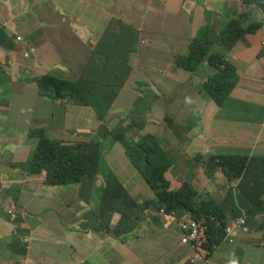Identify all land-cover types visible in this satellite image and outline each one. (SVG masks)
Here are the masks:
<instances>
[{"label":"crops","instance_id":"obj_1","mask_svg":"<svg viewBox=\"0 0 264 264\" xmlns=\"http://www.w3.org/2000/svg\"><path fill=\"white\" fill-rule=\"evenodd\" d=\"M121 1L127 7L134 0ZM14 2H32L31 12L28 14L30 17L25 20L9 17L3 9ZM155 3L165 14L156 24V32L161 37H169L174 41L184 40L189 36L186 42L190 44L196 37L193 32H198L206 23L205 9L215 12L214 21H224L229 18L224 17L226 14L236 16L238 11L264 20V3L249 8L243 0H191L189 7L179 1L165 3L155 0ZM64 5L65 0H0V264H95L87 257L73 253L65 255L58 254L55 250L38 251L34 241L41 240L38 233H41L43 227L38 225L32 228L25 213L26 208L36 204L30 188L33 179L39 177L40 184L45 180V172L31 174L26 169L31 164V155L37 150L39 142L50 140L74 143L69 140L70 124L49 122L50 117L61 114L53 115L50 112V107L47 106L48 95L40 83L28 77L30 73L34 76H44L51 70L63 69L67 61L80 57L86 47L87 37L74 32L65 33L63 30L50 29L47 34L41 33L32 38L31 35L36 33V30L32 29L34 25L20 27L30 19L45 22V26H53L56 15ZM174 6L177 9H174ZM170 13L172 15H169ZM181 13L184 15L178 22L177 15ZM20 37H23L22 40ZM236 44L227 58L235 71L241 69L249 74L254 91L243 94L234 102L232 113L236 118V125L233 127V135L230 141L220 138L213 148L214 153H245V148L249 145L264 148V68L261 67L264 54L259 57L264 51V38L258 40L251 36L243 45ZM38 48L41 51L48 48V53H43L40 57L30 56V53ZM25 55H28L29 59ZM9 63L14 65L10 67ZM206 67L209 75L210 69L207 65ZM168 77L171 82L173 76L169 74ZM155 80L164 91L173 90L160 75L156 74ZM61 100L65 105L69 103L66 98ZM207 107H210L209 117L215 105L210 101ZM72 112L76 114L78 124L81 125L83 114L80 108L77 107ZM93 117H97L95 111ZM165 117L166 115H163L153 122H148L147 127L154 131L164 130ZM159 141L172 158H175V153L181 157L191 153V145L185 144L183 148L175 150L169 141L162 138H159ZM116 144L117 142H110L104 150L114 149L115 157L122 158V149L115 146ZM105 161L111 165V158L107 155ZM192 162L198 164L200 161L193 159ZM125 170H128L127 165L115 172L118 179ZM185 173L195 174L193 170ZM213 174L214 172H211L209 177L195 174L197 179H210L207 188L193 186L199 191V195H206L221 206L225 203L236 204L234 194H230L228 190L220 191L228 184L226 178ZM166 179L171 189H178L184 182L177 176ZM102 184V177L98 176L96 186ZM122 185L139 203L154 197L144 179L134 172H129ZM48 186L39 189L42 191L41 195L49 194ZM53 187L60 190L62 187L72 186ZM91 191L93 199L86 202V207L92 213L90 217L93 224L88 225L83 233L88 237L85 252L88 253L93 242H97L105 257L104 264H229L232 259H236L238 264H261L257 251L261 234L256 233V226L259 225L256 215H247L248 220H253L252 226H247L248 231L243 224H227L219 236L218 243L211 244L209 249L206 233L208 222L205 226L201 224L195 239L182 241L192 222L189 213L181 215L176 210L168 211L165 217L149 207L143 210L140 221L122 222L117 213L116 194L106 190L110 194V200L106 208L102 209L99 206L101 195L96 196V189ZM57 194L64 196L60 191ZM75 196L80 197L79 194ZM74 204L79 206L81 201L77 200ZM61 207L78 217L82 213L79 208L72 211L71 206ZM9 211L17 212V217L12 219ZM58 214L63 225L68 223L69 219L65 215ZM185 215L188 217L182 218ZM60 239V236L53 233L51 242L55 244ZM71 247L74 248L75 245L71 244Z\"/></svg>","mask_w":264,"mask_h":264},{"label":"rangeland","instance_id":"obj_2","mask_svg":"<svg viewBox=\"0 0 264 264\" xmlns=\"http://www.w3.org/2000/svg\"><path fill=\"white\" fill-rule=\"evenodd\" d=\"M160 1L165 3L179 1L189 7L191 0ZM124 3L129 4L126 1ZM31 5L32 2L23 4L14 2L3 11L15 20L20 18L25 20L30 17L28 14L31 12ZM174 9L177 8L174 6ZM183 15V13L177 15L178 22ZM164 16L155 0H134L127 7L121 0H65V5L56 15L53 26L51 24L45 26V22L30 19L20 28L28 24L34 25L32 29H35L36 33L31 35L32 38L41 33L47 34L50 29L83 34L87 37L86 47L79 58L67 61L63 69L51 70L44 76H34L30 73L28 78L50 82L47 106L53 115H61L50 117L49 122L70 124L69 131L73 130L69 135L70 141L80 137L81 141L87 142L94 134L104 139L109 134L105 119L109 115L115 118L121 115L119 122L125 138L122 137L115 146L122 149L120 157L123 159L115 157L114 149L101 151V155L104 156L102 171L107 167L115 175L120 167L128 166V170L116 180L120 185L129 172L143 176L125 154V149L135 142L136 138L143 136V131L137 129L135 124L140 123L141 127L142 123L153 122L160 116L170 115L174 120L173 127H188L187 133L182 134V137L186 139L187 146L191 145V153L183 155L181 163L190 161L188 168L200 176L214 172V176L226 177L228 184L220 191L229 190L238 200L236 204L225 203L222 210L214 213L210 219L220 227L231 222L236 225L243 224L248 231L247 226H252L253 220H248L247 215L252 217L256 215L260 225L256 226V233L261 234L257 251L261 264H264V148L246 146L244 156L254 160L261 159L251 163L236 159L213 162L209 159L210 156H214L213 148L218 140L221 138L230 141L233 135V127L236 125V118L232 113L234 102L243 94L254 91L249 74L238 69L232 81L234 83L237 80L236 84L228 89L225 81L213 83L210 80L206 64L202 63L203 59L197 63V71L191 72L184 68L194 51L189 42L183 39L174 41L169 37L164 38L156 32V24ZM217 22L215 21L216 26ZM252 22L257 28L250 33L248 28ZM227 24L240 25L241 36L236 46L243 45L251 36L258 40L264 38V20L260 17L247 16L238 11L235 18L229 20ZM198 35L197 38H200ZM129 44H135V48L128 49ZM222 47L225 51L228 50L227 45ZM35 51L30 53V56L40 57L43 53L47 54L48 48L42 51L38 48ZM25 57L29 59L28 55ZM13 65L14 63L8 64L10 67ZM92 65H95L96 69H93ZM261 67L264 68V57ZM156 74L171 85L173 90L164 91L155 80ZM169 74L173 76L171 82ZM63 78L80 82L82 93L86 97L85 105L62 103L60 95L62 87L54 84ZM206 86H213L217 95L215 98L211 99L205 93ZM210 101L215 108L208 117L210 107H207V104ZM77 106L83 114L81 125L78 124L76 114L72 112ZM94 110L99 116L104 117L101 121L93 117ZM106 155L111 158V165L105 161ZM193 159L200 162L195 164L192 162ZM155 162L166 167L167 160L155 159ZM241 162L244 164L243 167H240ZM142 164L149 168L147 163ZM154 174L165 178L177 176L182 181L188 180L194 187L207 188L210 182L208 177L197 179L195 174H186L184 169L174 162L163 172ZM42 186H47V180L40 184L39 177L36 176L30 186L36 204L25 209L29 225L32 228L38 225L43 227L41 233H38L41 240L34 241L35 248L38 251L55 250L58 254L65 255L73 253L85 256L95 264H104L105 257L97 242H93L88 253L85 252L88 237L83 233L86 232L88 225L93 224L90 217L92 213L86 207V202L93 199L91 189L84 183L77 182L68 185L72 187H62L60 190L48 186L49 194L41 195L42 191L39 189ZM59 191L64 196L56 195ZM75 194H79L80 197L77 198ZM107 194L108 191L100 192L101 196ZM77 200L81 201L79 206L74 204ZM243 204L244 207L241 208ZM62 205L71 206L72 211L79 208L82 213L78 217L70 210L63 209ZM200 210L204 212V207ZM58 213L65 215L69 219L68 223L63 225ZM187 217L185 215L182 218ZM101 228L103 229L102 225ZM53 233L61 237L55 244L51 242ZM71 244L75 247L72 248Z\"/></svg>","mask_w":264,"mask_h":264},{"label":"trees","instance_id":"obj_3","mask_svg":"<svg viewBox=\"0 0 264 264\" xmlns=\"http://www.w3.org/2000/svg\"><path fill=\"white\" fill-rule=\"evenodd\" d=\"M243 2L247 7H251L261 6L263 1L243 0ZM205 15L207 18V24L198 32H193L196 34V37L190 46H192L194 52L191 54L188 65L184 66V68L191 72L197 71V63L199 60L203 59L202 63L206 62L211 70L210 75H208L210 76V80L213 83L225 81L227 83V88L229 89L236 84L237 80L234 83L232 82L236 71L227 56H229L234 45L241 36L240 25H228L227 22L229 20H226L218 22V25L216 26L213 21L215 13L206 9ZM245 15L248 16L247 13H245ZM255 28H257V26L254 23H251L248 31L252 33ZM197 35L200 38H197ZM188 38L189 36L184 40L186 41ZM226 45L228 46L227 51L222 47ZM133 48H135V44H129L128 49ZM263 54L264 51L260 53L259 57ZM92 67L93 69H96L95 65H92ZM33 80L40 83L43 91L49 98L50 82L44 79ZM54 85L62 87L60 94L61 99L66 98L68 102L80 106L87 103L86 97L82 93L80 82L72 81L70 79H62ZM204 91L211 97V99L217 96L213 86H206ZM96 114L100 121L104 118L99 116L97 112ZM120 119L121 115H117L116 118L111 115L105 119L109 128V134L104 139H101L98 135L94 134L87 142L78 140L76 137L74 138V143H66L62 141L52 142L50 140L39 142L37 150L31 158V164L26 169L32 173H41L42 171H45V180H47V185L49 186H68L79 182L80 184L84 183L90 189H96V196H98L100 192H105L106 190L112 191L117 197V213L120 214L119 220L122 222H128L130 220L133 222L140 221L143 209L148 207H152L155 210L163 209L165 213L175 210L181 215L189 213L191 215V223L193 224H189L187 235L195 230L196 235L193 238L195 239L199 233V227L201 224H204L205 226L208 222V228L206 230L207 246L211 249V244L218 243L219 236L222 234L226 225L222 227L215 225L210 219V216L214 213L220 212L223 205H218L206 195L201 197L198 193L199 191L187 181L183 182L178 189L174 190L170 188L169 181L165 177L156 176L154 174V172H163L172 162L181 166L184 171H191V169L188 168V163L190 161L181 163V155L177 153H175V158L178 159L170 157L161 147L159 141V138L169 141L175 150L183 148L186 144V139L182 137V134L184 135L187 133L188 127H173L174 120L170 115L165 117V127L162 131H154L150 129L147 127V123H142L141 127H139L140 123L135 124V127H138L137 129L143 131V136L136 138L135 142L131 143L125 149V154L129 161L136 165L137 170L140 173H143V176L141 177L154 193V198L138 203L130 196L123 185L116 182L118 179L116 173L114 175L107 167L102 171V166H104V156L101 155V151L104 150L110 142L115 143L122 139V137L125 138L124 132L120 126ZM70 132L73 133V130H70ZM134 135H136L135 132ZM245 153L234 154L231 152H213L214 156H210L209 159L213 162L216 160L236 159L249 163L261 160H254V158L244 156ZM155 159L167 160L166 167L156 163ZM142 163H147L149 168L142 166ZM243 166L244 164L241 162L240 167ZM210 173L207 172L208 177L210 176ZM98 176H101L103 180L101 186H96ZM229 193L234 194L231 191H229ZM100 199L99 206L100 208L105 209L110 200V194L103 195ZM202 207H204V212L200 210ZM241 207H244V204ZM9 213L12 219L17 217V212L9 211ZM188 240H191V238ZM220 244L221 242L219 245Z\"/></svg>","mask_w":264,"mask_h":264},{"label":"clouds","instance_id":"obj_4","mask_svg":"<svg viewBox=\"0 0 264 264\" xmlns=\"http://www.w3.org/2000/svg\"><path fill=\"white\" fill-rule=\"evenodd\" d=\"M263 2L262 3H264V0H262ZM249 8V7H248ZM206 10V9H205ZM209 11H211V10H209ZM213 12V11H212ZM215 13V12H214ZM245 14V13H244ZM227 15V14H226ZM215 16H216V14H215ZM224 17H225V15H224ZM228 17L229 18H227V17H225V18H227V19H225L224 21H226V20H230V19H234L235 18V16L234 15H228ZM205 18H206V15H205ZM213 21H214V19H213ZM218 22H221V21H218ZM217 22V23H218ZM207 24V18H206V23H205V25ZM214 24H215V21H214ZM204 25V26H205ZM203 26V27H204ZM202 28V27H201ZM200 28V29H201ZM199 29V30H200ZM198 30V31H199ZM195 39V38H194ZM193 39V40H194ZM192 43V42H191ZM204 64H206V62L204 63ZM207 65V64H206ZM209 68V67H208ZM210 69V68H209ZM210 73H211V70H210ZM210 75V74H209ZM161 145V144H160ZM145 182V181H144ZM185 182V181H184ZM188 182V181H187ZM147 185V184H146ZM125 188V187H124ZM175 190V189H174ZM129 193V192H128ZM131 196V195H130ZM132 197V196H131ZM133 198V197H132ZM154 198V197H153ZM134 199V198H133ZM135 200V199H134ZM145 201V200H144ZM143 202V201H142ZM141 202V203H142ZM139 203V202H138ZM149 208V207H148ZM144 210V209H143ZM155 210V209H154ZM143 212V211H142ZM156 213H162L163 215H165V217H167V213H165L164 211H163V209H159V210H156ZM119 214V213H118ZM120 215V214H119ZM141 218H142V214H141ZM229 264H238V261L236 260V259H232V260H230V262H229Z\"/></svg>","mask_w":264,"mask_h":264},{"label":"built area","instance_id":"obj_5","mask_svg":"<svg viewBox=\"0 0 264 264\" xmlns=\"http://www.w3.org/2000/svg\"><path fill=\"white\" fill-rule=\"evenodd\" d=\"M191 224H193V223H191ZM183 227H186V225H183ZM195 235H196V231L193 230V231L191 232V234H189V235L186 234V235L182 238V241H187L189 238L193 239V238L195 237Z\"/></svg>","mask_w":264,"mask_h":264},{"label":"flooded vegetation","instance_id":"obj_6","mask_svg":"<svg viewBox=\"0 0 264 264\" xmlns=\"http://www.w3.org/2000/svg\"><path fill=\"white\" fill-rule=\"evenodd\" d=\"M4 67H5L4 69L6 70L7 69L6 66H4Z\"/></svg>","mask_w":264,"mask_h":264}]
</instances>
